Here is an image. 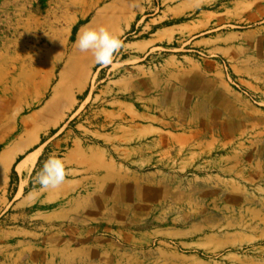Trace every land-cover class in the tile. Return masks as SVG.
<instances>
[{"label": "rangeland", "instance_id": "rangeland-1", "mask_svg": "<svg viewBox=\"0 0 264 264\" xmlns=\"http://www.w3.org/2000/svg\"><path fill=\"white\" fill-rule=\"evenodd\" d=\"M6 1L0 153L28 148L0 174V264H264V0L205 5L147 51L160 0ZM99 27L122 42L107 66L75 47ZM99 110L121 113L111 140L87 131ZM76 125L111 163L93 201L34 183Z\"/></svg>", "mask_w": 264, "mask_h": 264}, {"label": "crops", "instance_id": "crops-1", "mask_svg": "<svg viewBox=\"0 0 264 264\" xmlns=\"http://www.w3.org/2000/svg\"><path fill=\"white\" fill-rule=\"evenodd\" d=\"M6 0H4L5 2ZM160 0L163 10L160 15L154 19H148L145 22L146 25H151L155 28L153 34L148 38H143L137 41L135 44L144 50H151L156 48L163 42H168L173 39L179 30L187 33L191 28L190 21L177 23L176 21L185 15H189L191 12L200 9L205 5L214 4L217 0ZM257 0H241L239 7L253 6ZM11 4V0L6 1ZM2 3L0 0V7ZM144 29V28H143ZM155 36V37H150ZM97 115L94 118H98L97 125L93 130H87L83 126L76 125L75 131L64 130L61 133V143L69 142V147L62 154L61 159L64 161L66 169L68 170V176L66 182L60 186H69V190L65 195H68L73 191H84L86 189V199L93 201L94 198H98L100 193L101 180H105V186L102 188L107 191L110 188V174L101 175L99 173V163L102 161L105 165L110 166L111 163L107 159V153L105 149L94 145H85L83 140L76 136L75 132L80 131L79 126L82 129L87 130L93 138L111 140L113 138V130L111 127L115 124V118H119L121 113L117 111H97ZM123 116V114H122ZM69 122V121H68ZM67 122V123H68ZM109 129V132H107ZM60 132H58L59 134ZM55 137V136H53ZM63 195L64 192L62 191ZM47 197V195H46Z\"/></svg>", "mask_w": 264, "mask_h": 264}, {"label": "clouds", "instance_id": "clouds-1", "mask_svg": "<svg viewBox=\"0 0 264 264\" xmlns=\"http://www.w3.org/2000/svg\"><path fill=\"white\" fill-rule=\"evenodd\" d=\"M133 6L139 7L138 4ZM75 47L81 53H91L95 64L107 66L113 62L122 42L104 27L87 28L78 34ZM68 174L64 161L51 155L36 174L34 183L39 184L42 191L57 189L66 182Z\"/></svg>", "mask_w": 264, "mask_h": 264}, {"label": "bare ground", "instance_id": "bare-ground-1", "mask_svg": "<svg viewBox=\"0 0 264 264\" xmlns=\"http://www.w3.org/2000/svg\"><path fill=\"white\" fill-rule=\"evenodd\" d=\"M81 17L85 16L81 15ZM94 23V19H92L89 26L93 27ZM27 148L28 146H24L21 140L5 148L0 153V174L5 175V173L9 170L10 164L14 161L17 155L23 153ZM35 158L36 154L26 155L24 159L16 166V171L19 174L28 172L34 163Z\"/></svg>", "mask_w": 264, "mask_h": 264}, {"label": "trees", "instance_id": "trees-1", "mask_svg": "<svg viewBox=\"0 0 264 264\" xmlns=\"http://www.w3.org/2000/svg\"><path fill=\"white\" fill-rule=\"evenodd\" d=\"M181 22H183V20L181 19V20H178L177 21V23H181ZM53 134H55V132H53ZM21 160V158L19 159V161ZM41 160V158L39 159V161ZM12 174L13 175H15V172H14V170L12 171Z\"/></svg>", "mask_w": 264, "mask_h": 264}]
</instances>
